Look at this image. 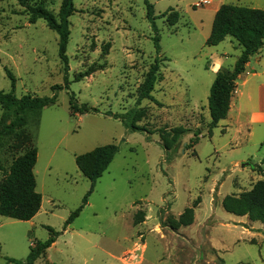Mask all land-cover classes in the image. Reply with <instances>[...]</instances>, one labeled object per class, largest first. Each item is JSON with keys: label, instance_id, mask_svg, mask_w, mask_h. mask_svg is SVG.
I'll list each match as a JSON object with an SVG mask.
<instances>
[{"label": "rangeland", "instance_id": "374dc122", "mask_svg": "<svg viewBox=\"0 0 264 264\" xmlns=\"http://www.w3.org/2000/svg\"><path fill=\"white\" fill-rule=\"evenodd\" d=\"M73 2L68 88L57 91L55 103L25 116L37 147L41 206L32 220L0 215V264H15L6 257L24 261L30 244L49 236L47 226L60 233L34 264H264V224L221 205L226 194L264 179V45L237 77L228 114L209 134L208 90L217 71L232 69L241 46L230 36L205 44L214 6L264 8V0H149L158 51L143 0ZM60 3L44 0L53 13ZM28 17L17 0H0V90H10V72L15 96H51V86L63 84L65 76L58 35L43 19L30 23ZM155 58L159 71L152 95L159 104L137 102V88ZM91 64L104 66L73 80ZM71 93L77 105L97 111L72 114ZM136 111L141 117L135 124L145 130L130 128ZM175 126L188 131L166 150L159 130ZM196 130L200 134L191 142ZM11 143L6 139L0 147L5 171L18 154ZM107 143L116 144L117 152L64 229L91 185L75 155ZM194 202L192 224L170 229L166 218ZM139 211L144 220L134 224Z\"/></svg>", "mask_w": 264, "mask_h": 264}, {"label": "trees", "instance_id": "16d2710c", "mask_svg": "<svg viewBox=\"0 0 264 264\" xmlns=\"http://www.w3.org/2000/svg\"><path fill=\"white\" fill-rule=\"evenodd\" d=\"M28 14L29 22L34 23L38 19H43L48 28L58 35V57L63 64L64 83L51 86L53 94L51 96H32L24 94L15 96V79L8 72L11 80V88L5 92L0 90V106L3 110L0 118V147L6 139H12V147L18 151V154L12 157L8 170L0 163V170L4 171V177L0 181V215L14 218L17 220H30L36 215L41 206V194L36 191V178L34 166L37 160V147L32 142L30 134L26 130V114L31 111H38L49 104L56 102L57 91L68 88V57L66 47L70 35L69 18L75 11L73 0H61L57 13H53L45 7L44 0L35 3H29L27 0H17ZM146 10V18L154 30L153 37L155 48L159 50V35L155 24L156 16L154 7L149 0H143ZM205 40L206 45H217L230 36L241 46V52L234 62L231 70L217 71L211 83L208 95V109L210 122L208 124V133L218 122L226 118L231 97L236 88L237 77L244 72L250 56L256 53L264 45V8L246 6L233 3H222L214 12L211 29ZM108 44L102 47V54L107 53ZM104 64H91L84 71L74 74L73 80L79 81L82 78L92 74L96 70L103 68ZM159 71V61L155 58L150 64L144 78L139 85L137 93V102L143 99L158 103L152 95L154 84L157 80ZM159 104V103H158ZM69 110L74 113H87L97 111L96 108L82 103L77 105L74 93L69 96ZM141 111H136L130 118V128L132 130H145L135 122L140 119ZM188 129L182 126H175L169 130H159V137L166 150H171L176 146L181 136ZM200 134L194 131L192 141H195ZM192 147V144L188 145ZM188 147V148H189ZM117 145L107 143L94 147L93 149L81 154L75 155V163L78 170L91 181L90 188L84 195L82 203L72 211L64 223L65 227L77 217L87 202L88 195L92 192L96 178L100 177L112 161L117 152ZM193 151V150H192ZM193 154H196L193 151ZM261 170L260 166H257ZM197 202L191 206L185 207L177 216H168L166 223L172 230H177L181 226L192 224L194 220V207ZM225 212L244 216L251 221H260L264 224V179L257 180L249 190L239 194H226L221 201ZM145 213L139 211L136 214L133 223L137 224L144 220ZM49 236L45 240H37L30 244L29 251L24 261L12 257H6V261L15 264H34V262L43 256L46 250L54 243L60 232L47 226ZM1 251V249H0Z\"/></svg>", "mask_w": 264, "mask_h": 264}, {"label": "crops", "instance_id": "0c3cea01", "mask_svg": "<svg viewBox=\"0 0 264 264\" xmlns=\"http://www.w3.org/2000/svg\"><path fill=\"white\" fill-rule=\"evenodd\" d=\"M220 5V4H219ZM219 5H217V6H214V12L216 11V9L219 7ZM248 65V64H247ZM35 217V216H34ZM34 217H32L30 220H32Z\"/></svg>", "mask_w": 264, "mask_h": 264}, {"label": "water", "instance_id": "95a60500", "mask_svg": "<svg viewBox=\"0 0 264 264\" xmlns=\"http://www.w3.org/2000/svg\"><path fill=\"white\" fill-rule=\"evenodd\" d=\"M246 165L245 163L242 164V166Z\"/></svg>", "mask_w": 264, "mask_h": 264}]
</instances>
